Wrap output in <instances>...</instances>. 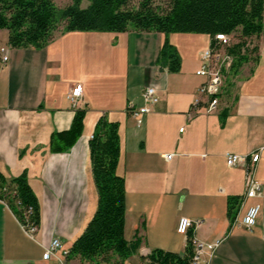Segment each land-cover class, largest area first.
Returning <instances> with one entry per match:
<instances>
[{
  "label": "crops",
  "instance_id": "obj_1",
  "mask_svg": "<svg viewBox=\"0 0 264 264\" xmlns=\"http://www.w3.org/2000/svg\"><path fill=\"white\" fill-rule=\"evenodd\" d=\"M7 36L0 29V46ZM166 37L180 56L177 72L158 62ZM209 43L202 33L127 30L58 31L43 48L8 45L0 64V172L7 179L26 174L40 224L29 235L0 200V264H51L42 260L44 245L57 237L69 250L82 232L97 205L89 140L101 115L118 122L124 238L140 239L122 264H140L153 249L183 253L180 216L200 220L197 239L219 242L208 264H264V150L251 168L260 195L246 206L258 203L260 212L249 229L227 215V198L244 194L246 166L225 163L226 153L249 154L264 144V55L259 48L236 74L223 76L217 109L205 114L203 98L194 104L203 82L195 70ZM76 85L81 97L72 106ZM148 86L158 100L137 125L134 112ZM77 109L85 110L79 138L67 151L51 152L50 134L69 128ZM165 153L174 155L167 160Z\"/></svg>",
  "mask_w": 264,
  "mask_h": 264
},
{
  "label": "trees",
  "instance_id": "obj_2",
  "mask_svg": "<svg viewBox=\"0 0 264 264\" xmlns=\"http://www.w3.org/2000/svg\"><path fill=\"white\" fill-rule=\"evenodd\" d=\"M82 1L73 0L58 9L52 0H0V29L7 30V43L14 48H43L59 23H62L61 32L136 30L161 32L166 36L202 33L210 37L212 45L216 34H230L236 39L229 49L234 55L231 74L237 73L264 40V0H169L165 9L156 7L154 0H87L86 7H81ZM158 62L164 63L170 72L180 69L178 51L167 37ZM84 115V109L75 110L69 128L50 134L51 152H65L75 144L82 132ZM119 150L118 122L101 115L89 140L97 205L67 257H78L89 264H122L140 244L139 237L131 241L124 238L125 183L116 172ZM0 200L24 227L39 226V202L25 173L7 179L0 172ZM239 203L240 196L227 198L230 222L238 212ZM191 252L187 241L181 254L153 249L141 257L140 264H189Z\"/></svg>",
  "mask_w": 264,
  "mask_h": 264
},
{
  "label": "built area",
  "instance_id": "obj_3",
  "mask_svg": "<svg viewBox=\"0 0 264 264\" xmlns=\"http://www.w3.org/2000/svg\"><path fill=\"white\" fill-rule=\"evenodd\" d=\"M232 38L233 37L230 34L218 33L214 36L215 43L212 45L210 39L208 47L200 53V65L195 70V74L202 77L203 82L198 87V96L195 98L194 104L200 103L202 101L201 98H203L205 103V114H210L217 109L218 103H211L210 95L219 94L215 93L216 80L218 77L226 76V74L229 73L234 58V55L229 52V49L234 44L232 42ZM259 47H262V54L264 55V40L260 42ZM242 50L244 49L242 48ZM8 56L9 46L1 45L0 64L5 63L8 60ZM80 97L81 87L80 85H76L72 88L68 95L72 106H76ZM142 98L144 100V105L137 108L134 112L137 125L142 123V115L149 111L148 104H154L158 100L155 88L152 86L146 87L142 92ZM263 150L264 144L249 154H225V163L227 166L233 167L239 164H245L246 166L245 191L240 198L239 209L232 223H239L247 229L255 225L260 212V205L258 203L246 206V200L248 198H255L260 195V182L255 179V169H248L247 157H254L256 168V164L260 158V153ZM173 155L174 153H165L163 154V157L168 160L172 158ZM199 225L200 220L192 219L186 216H180L177 220L176 231L179 234L184 235L192 247L189 264H208L209 258L219 243L218 241L207 243L197 239L194 236L193 231ZM23 228L29 235H33L38 229V227L33 224H29L26 227L23 226ZM67 255L68 250L63 247L61 240L57 237H53L47 244L44 245L42 260L50 261L51 264H67L65 260Z\"/></svg>",
  "mask_w": 264,
  "mask_h": 264
},
{
  "label": "rangeland",
  "instance_id": "obj_4",
  "mask_svg": "<svg viewBox=\"0 0 264 264\" xmlns=\"http://www.w3.org/2000/svg\"><path fill=\"white\" fill-rule=\"evenodd\" d=\"M54 2V4L56 5V7L58 9H62L64 7H66L67 5L71 4L73 0H52ZM169 0H154L153 4L161 9H165L166 6L168 5ZM88 4L87 0H83L81 2V7H86V5ZM134 4V2H133ZM62 29V23H59L57 26V29L53 32V34L55 32L61 31ZM232 42L235 43L236 39L232 38ZM229 75H231V73L229 72L228 74H226V78L229 77Z\"/></svg>",
  "mask_w": 264,
  "mask_h": 264
},
{
  "label": "bare ground",
  "instance_id": "obj_5",
  "mask_svg": "<svg viewBox=\"0 0 264 264\" xmlns=\"http://www.w3.org/2000/svg\"><path fill=\"white\" fill-rule=\"evenodd\" d=\"M260 52L262 53V47H260ZM222 79H223V76H220L216 80L215 93L219 92V88L221 86ZM210 102L211 103H217V94H211L210 95ZM247 161H248V165H249L248 169H251L253 167V165L255 164L254 157H247Z\"/></svg>",
  "mask_w": 264,
  "mask_h": 264
}]
</instances>
